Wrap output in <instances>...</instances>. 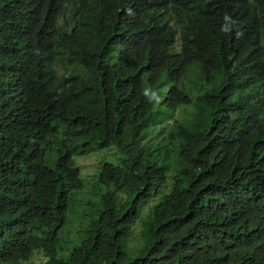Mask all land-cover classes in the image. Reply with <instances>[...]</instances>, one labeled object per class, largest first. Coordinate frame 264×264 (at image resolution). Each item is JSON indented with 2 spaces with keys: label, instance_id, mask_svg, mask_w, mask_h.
Segmentation results:
<instances>
[{
  "label": "trees",
  "instance_id": "16d2710c",
  "mask_svg": "<svg viewBox=\"0 0 264 264\" xmlns=\"http://www.w3.org/2000/svg\"><path fill=\"white\" fill-rule=\"evenodd\" d=\"M45 1L25 19L0 0V264H264V129L229 112L260 90L264 114L256 26L231 39L240 0L176 1L225 10L205 30L254 86L233 94L222 64L187 78L176 59L170 97L133 65L147 46L109 60L115 20L63 31ZM156 6L128 23L151 43Z\"/></svg>",
  "mask_w": 264,
  "mask_h": 264
},
{
  "label": "clouds",
  "instance_id": "9594fccd",
  "mask_svg": "<svg viewBox=\"0 0 264 264\" xmlns=\"http://www.w3.org/2000/svg\"><path fill=\"white\" fill-rule=\"evenodd\" d=\"M3 1L8 6L18 9L21 14L25 15V19H30L34 14L35 4L38 0ZM41 4L42 6L45 4L46 9L49 8L52 23L61 27L63 31L79 28L78 26L81 27L84 23L85 25L88 24L87 28H89L103 26L110 19L115 20L114 42L108 53L109 60L126 59L127 56L132 59L137 50L147 46L148 50H145L143 55L135 58L133 65L141 80L161 84L159 97H170L168 93L173 89L171 83L173 82L172 73L175 72L174 68L177 65L176 59H178V67L187 71V78L197 74H211L219 64H222L230 78L233 75L235 76L234 81L238 87L232 90L233 94L254 86L250 81H246L242 72L236 73L230 59L229 49L223 43V40L221 41L220 37L205 30V22L217 12H225L224 9L210 6L197 14H193L186 5L176 0H84L79 2V6H83L86 12L82 21L78 18L80 16L78 9L67 0H54L52 4L45 1ZM154 5H157V11L154 19L150 22L160 30V34L154 37L153 42L156 41V44L148 41L144 34L137 35L133 33L128 25L129 22L140 18V14L143 16L145 10L151 13ZM86 15H88L87 18ZM224 20L230 22L227 16ZM233 20L235 23L231 26V34L235 38L231 39L237 45H241L242 35L249 33L256 26L258 39L263 42L261 49H258L257 59L264 60V0H240ZM222 22L223 19L219 21V24ZM224 30L227 31V28ZM183 31L188 34L187 42L185 41L187 38H182ZM81 33L86 37L90 36L86 30ZM161 34L166 36V44L176 49L174 52L167 51L162 42L157 43ZM244 42L249 45L246 39ZM253 48L252 44L251 47L245 48L243 53H250ZM261 75L264 81V66ZM263 85L264 83L260 88ZM145 95H147V92H145ZM211 97L214 99L215 96L211 95ZM259 97H262L260 90L254 97L239 98L240 102L231 105L229 111L233 116L247 120L246 129L248 132L264 129V124L260 121L264 114L254 120V106ZM162 127V125H158L157 132ZM239 128L243 129L242 126ZM220 143L221 138L216 140L213 146L220 145ZM80 166L83 175L85 173L92 175L95 170L94 162L84 161ZM207 210L208 208L203 207L204 212Z\"/></svg>",
  "mask_w": 264,
  "mask_h": 264
}]
</instances>
